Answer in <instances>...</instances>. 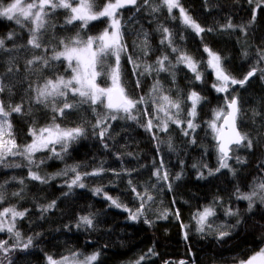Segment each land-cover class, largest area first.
<instances>
[{"label":"trees","instance_id":"16d2710c","mask_svg":"<svg viewBox=\"0 0 264 264\" xmlns=\"http://www.w3.org/2000/svg\"><path fill=\"white\" fill-rule=\"evenodd\" d=\"M2 2L6 4L10 0ZM179 2L204 32L197 35L182 23L179 12L173 10L169 14L161 0H149L148 4L137 0V5H129L119 12L123 43L128 49L121 54L120 62L124 86L131 97L145 98V103L133 110L136 120L109 118L100 128H94L98 117L92 106L86 104L65 110V115H56L55 123L62 128L80 126L85 129L82 136L70 142L67 151H63L61 145L55 147L60 152L59 157L50 150L39 151L31 166L22 156H9L0 163V193L4 197L0 211L14 207L25 212L23 218L15 220V230L21 233L19 247L13 248L15 236L0 232V240L8 241L12 249L7 254L0 251V264H48L49 256L57 260L77 253L85 258L94 252L100 253L94 264H135L141 256L144 259L140 264H237L262 247L264 203L254 197L255 203L249 211V202L238 197L264 183V4L256 8L249 0ZM104 3L105 0H98L99 6ZM158 5L159 10L153 12ZM254 8L256 18L252 21ZM68 15L64 9L50 15V26L42 31L40 49L27 43L31 24L21 27L0 18V38H5V49H0V84L5 91L0 92V100L5 106L23 105V114L12 113L9 117L12 136L21 147L32 140L30 127L38 131L53 123L51 101L48 107L37 104L33 89L48 78L69 75L70 69L63 59L51 60L54 51L61 50L59 41L74 36L78 30L84 38L95 36L108 25V20L103 18L81 30L79 22L65 23ZM229 23L234 27H226ZM164 27L170 30L172 44L178 52H172L167 41L161 43ZM9 33H13L11 40L6 39ZM205 46L221 56L223 67L233 77L242 79L253 68L256 73L242 87L230 85L229 92H216ZM181 52L197 62L201 81H196L195 74L184 64L176 63ZM163 55H168L175 68L169 72H143L146 64L158 67L155 62ZM34 56L48 59L49 64L36 61L28 65L27 61ZM129 56L140 65L136 74ZM113 61L110 58V62ZM102 78L105 77L100 80ZM157 81L160 93L153 91ZM191 91L202 97L193 120L198 125L195 130L187 128V120L192 119L188 116L191 102L187 99ZM161 94L181 101L179 119L182 123L177 126L169 122L167 131L157 127L148 131L145 125L150 118L157 117L153 123H159L161 116L156 112V105ZM225 96L238 97L241 111L237 127L249 136L253 147L249 149L246 142L244 146H234L228 160L230 168L215 172L219 167V153L208 122L214 110L225 106ZM69 97V102H73L70 93ZM56 103L62 106V98ZM106 111L103 105L97 106L101 115ZM104 127L108 131L101 139L99 132ZM185 130L188 135L184 134ZM237 157L244 163L238 162ZM11 164L21 167L6 166ZM73 166L81 174L84 188H68L75 177L71 171L56 175ZM30 167L41 176L54 178L47 183L31 180ZM157 170L159 174L167 172L168 180L161 181L153 175ZM209 170L214 174L209 175ZM94 171L99 174L83 175ZM178 174L180 178L176 179ZM201 174L204 178H198ZM20 180H24L23 185ZM96 188L101 189L99 194H93ZM15 192L21 195L14 196ZM105 194L124 207L111 205L104 198ZM148 195L151 200L147 199ZM53 201L55 205L44 211ZM142 202L143 215L130 219V212L135 213ZM206 207H211L215 215L208 217L204 231L199 232L194 217ZM229 210L237 214L227 215ZM84 215L93 220V227L76 226L79 217ZM217 229L229 235L218 238ZM29 237L33 238L32 245L22 250Z\"/></svg>","mask_w":264,"mask_h":264},{"label":"snow or ice","instance_id":"6c2138e0","mask_svg":"<svg viewBox=\"0 0 264 264\" xmlns=\"http://www.w3.org/2000/svg\"><path fill=\"white\" fill-rule=\"evenodd\" d=\"M145 4L149 3V0H144ZM163 6H166L169 14H172L173 9H178L180 19L182 23L193 29L197 35L204 32L202 28L193 18L186 12L185 8L180 5L179 0H161ZM249 3H255L256 8H260L264 4V0H249ZM129 5H137V0H105L103 6H99L98 0H10L8 3H3L0 0V18H6L9 21H14L17 25L25 27L27 24H31L28 29L30 32L28 45L33 48L40 49L43 45L41 43L42 31L46 30L50 26L49 17L52 13H55L58 9H64L68 11L69 15L66 17L65 23L68 25L79 22L80 29L86 28L90 22L101 20L106 18L108 20V26L98 35H89L86 38L82 36L81 31H77L74 36L68 38H62L59 41L61 50L54 51L51 56V60H61L67 62V67L71 70V76L65 78L60 75L53 78H48L45 82L33 89L35 92V102L42 104L45 107L49 106L51 101L53 115V123L46 127H41L38 131L34 127L29 128V135L33 138L31 143H28L21 147L17 144L15 138L12 136V124L9 117L12 113L23 114V105H7L0 100V163H3L7 157L22 156L27 160L28 165L34 164L33 157L35 153L43 150H50L54 156L59 157L60 152L56 151L55 146L61 145L63 151H67L70 142L75 141L78 137L84 134L85 129L77 126L73 128H62L60 124L55 123L56 115H65V110L75 109L82 105L92 106V111L97 114V120L94 128H100L107 119L116 120L118 118H127L130 120H136V116L133 115V110L137 109V106L145 103V98L142 96L139 99L131 97L124 86L123 75L121 72V54L127 52V46L123 43V34L121 32V20L119 12L121 9ZM256 8L252 11V21L256 18ZM159 10V5L152 9L153 12ZM251 23V22H250ZM55 27V25H51ZM226 27L232 28L234 25L227 24ZM243 31L244 29L241 28ZM164 33L161 43L168 42L172 48V52H178L179 49L174 47L171 40L170 30L167 27L162 28ZM211 31V29H209ZM6 39H13V33H9ZM147 41L145 39L144 46L146 47ZM0 49H5V38H0ZM204 52L208 54L207 66L211 69L215 75V82L212 87L218 93L229 92L230 85H240L241 87L256 73V69L250 70L242 79L233 77L222 65V58L217 53L213 52L207 46L204 47ZM145 54H147L145 52ZM115 59L114 65L110 62V58ZM129 63L133 64L134 74L136 69L140 68V65L129 56ZM264 59V56H262ZM36 61H42L44 65L49 64V60L41 56H34L33 59L28 60V65H33ZM167 62V64H166ZM156 65H144L143 72L148 73L151 71L169 72L176 65L171 64L168 55L158 57ZM177 64H184L190 71L195 74V80H202V73L198 71L197 62L186 53H180L176 58ZM12 71L11 68L8 69ZM143 74V73H141ZM174 76V73H172ZM107 77L110 83L107 86H101L98 83V78ZM139 86V81H137ZM5 87L0 84V92H4ZM154 92L160 93L159 81L156 82L153 88ZM71 98L73 102H69ZM58 98H62V106L56 103ZM78 98V99H76ZM191 102V108L188 111V116L192 119L187 120V128L195 130L198 125L193 122L196 116L197 105L202 100V97L196 91H191L187 97ZM159 102L156 105V112L163 113L162 117H159V123L154 124L153 120L157 117L153 116L147 121L145 125L146 130L152 131L154 127L160 128L162 131H167L169 122L180 126L182 121L179 119V112L181 109V101L179 99L173 100L168 95H159ZM103 105L107 110L103 115L97 112V106ZM172 110H175L173 112ZM239 101L237 96H225V106L213 111V119L209 121V127L211 128L214 139L217 141V151L219 153V167L215 169V172H219L223 168H230L228 160L230 159L231 145L246 146L251 149L253 142L249 136L245 133L242 134L237 127V119L240 114ZM119 113L125 114V116H118ZM145 115H148L146 112ZM223 119L222 123H218ZM183 130V129H182ZM108 131L107 127L100 130L99 136L104 138L105 133ZM185 135H188V131H184ZM155 138V137H154ZM195 141H193L194 143ZM107 146V145H105ZM171 148V143L169 144ZM238 162L244 163L239 157ZM43 162V161H41ZM10 167H21L20 164L6 165ZM161 167L163 165L161 164ZM195 167V165H194ZM231 170V169H230ZM68 171L75 173V177L68 183V188L73 186L84 188L85 184L82 182V176L77 171V167L73 166L70 169H66L63 173H57L56 175H66ZM98 172L84 173L87 175H97ZM214 172L209 170V175H213ZM153 175L159 176V170L153 173ZM28 177L31 180L40 181L41 183H47L49 179L54 177H44L37 172L32 171L29 168ZM161 179L167 181L168 174L164 173ZM179 174L176 179H179ZM198 178H204L201 174ZM20 184H24V180L19 181ZM131 184V181L129 182ZM169 187H171L169 185ZM257 189L259 191H257ZM22 191V189H21ZM132 191L137 193L135 187H132ZM100 188H96L93 194H99ZM14 196H20L21 192L13 193ZM67 195V193L65 194ZM147 195V193H144ZM138 197H141L140 193H137ZM254 197H258L260 203H264V183H260L253 189L251 193L242 194L238 198L247 200L248 210L251 211L255 203ZM105 198L111 201V205L116 208L124 207L118 200L113 199L111 196L105 194ZM4 199L3 194L0 193V201ZM148 200H151L150 195L147 196ZM55 205V201L49 204L44 211ZM144 203H141V207L137 209L135 213L130 212L129 218L136 220L139 216L143 215ZM128 211L127 208H125ZM227 215H236L237 213L229 210ZM11 217V220L0 219V232L7 231L16 238V243L13 248L19 247L21 233L15 230V220L17 217L23 218L25 216L24 211H18L14 207H6L0 211V217ZM215 215L214 210L211 207H206L202 212L197 213L194 217L197 221V231L203 232L204 225L208 220V217ZM177 218L179 214L177 213ZM240 221L238 220L237 223ZM145 223H151L145 220ZM82 225L87 227H93V220L87 216L79 217V222L76 225L78 228ZM211 227V225H209ZM218 231V238H223L229 235L226 231ZM187 239V236H185ZM33 242V238L29 237L27 242L23 244L22 250L28 249ZM8 247V241L0 240V251L7 254L11 251ZM152 252V249H149ZM77 253H72V259L69 257H62L60 260H54L51 256L47 257L48 264H94L98 260L99 252H94L91 255L86 256L83 260L75 259ZM144 257L141 256L140 260ZM140 260H137L135 264H140ZM183 264V262H181ZM239 264H264V247L259 251L251 255L246 261H240Z\"/></svg>","mask_w":264,"mask_h":264},{"label":"rangeland","instance_id":"374dc122","mask_svg":"<svg viewBox=\"0 0 264 264\" xmlns=\"http://www.w3.org/2000/svg\"><path fill=\"white\" fill-rule=\"evenodd\" d=\"M27 2H29V1H27ZM173 10H176L177 12H179V10L178 9H173ZM109 23V22H108ZM108 26V25H107ZM112 59H114V57L112 58ZM66 62V61H65ZM114 63H115V59H114V61H113V65H114ZM66 64H67V62H66ZM71 76V70H70V73H69V75L68 76H65V78H69ZM215 76V75H214ZM101 78V77H100ZM100 78H98V83H100L101 84V86H107L109 83H110V81L107 79V77H105V78H102V80H100ZM157 114L158 115H160L161 117L163 116V113H158L157 112ZM118 115H125V114H123V113H119ZM212 119H213V117H212ZM211 119V120H212ZM221 120H222V118H221ZM221 120H219L218 121V123H221ZM32 138V137H31ZM33 139V138H32ZM32 141V140H31ZM31 143V142H30ZM59 144H57L56 146H58ZM55 146V147H56ZM164 173L165 172H162V173H160L159 174V176H158V178L159 179H161L160 177H162L163 175H164ZM161 181H163V179H161ZM104 198H105V196H104ZM109 202H110V204H111V201L110 200H108ZM17 218H19V217H17ZM16 218V219H17ZM0 219H4V220H11V217H10V215L9 216H6V217H0ZM262 247H264V244L262 245ZM261 247V248H262ZM260 250V249H259ZM258 250V251H259ZM253 255V254H252ZM67 257H69L70 259H72V256H67ZM75 259H77V260H83L84 258H81L79 255H77L76 257H75ZM57 260H60V259H57ZM246 261V260H245ZM237 264H239V263H237Z\"/></svg>","mask_w":264,"mask_h":264},{"label":"water","instance_id":"95a60500","mask_svg":"<svg viewBox=\"0 0 264 264\" xmlns=\"http://www.w3.org/2000/svg\"><path fill=\"white\" fill-rule=\"evenodd\" d=\"M223 122V119L221 120V123ZM239 130V129H238ZM216 144H217V141L215 140ZM236 146V145H231L230 148H231V151H230V156H231V152H232V148Z\"/></svg>","mask_w":264,"mask_h":264}]
</instances>
